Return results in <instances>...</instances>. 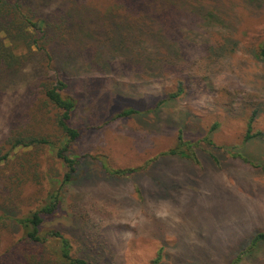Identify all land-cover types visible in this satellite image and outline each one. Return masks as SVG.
<instances>
[{
    "label": "rangeland",
    "instance_id": "374dc122",
    "mask_svg": "<svg viewBox=\"0 0 264 264\" xmlns=\"http://www.w3.org/2000/svg\"><path fill=\"white\" fill-rule=\"evenodd\" d=\"M238 14L236 50L218 51L210 57L195 45L178 71L165 69L132 79L114 77L106 86L113 90L114 98L108 101L98 91L101 107L91 103L81 108L74 124L102 126L83 130L81 140L70 146L72 156L90 155L88 174L61 190L60 208L47 217L43 232L61 231L70 239L74 256L82 254L85 233L100 237L106 257L115 264H150L160 249V264H264V244L233 261V252L244 246L246 238L259 226L264 228V171L262 165L256 166L264 164V141L243 142L252 104L261 103L264 109V61L256 60L252 53L264 38V12L239 9ZM221 32L210 29L201 38L215 42ZM30 69L32 66L25 68ZM83 73L85 78H93L90 70ZM179 82L185 91L162 102L158 109L157 103L176 92ZM86 83L94 87V82ZM23 94L21 89L8 91L0 102V144ZM129 106L141 108L143 113L106 125L110 112ZM215 122L219 126L211 131ZM27 124L50 134L59 146L63 141L48 114L36 115ZM179 128L186 140L197 145L200 163L192 166L189 160L175 158L159 164L156 175L165 181V187L157 186L154 172L137 179L102 172L100 162L110 168L136 167L176 147ZM257 128L264 130V114ZM209 153L217 156L218 164ZM65 172L49 146L15 149L0 166L1 191L3 186L10 190L0 195V216L4 211L22 215L37 209L59 188ZM14 234L11 223L0 222L4 245ZM55 247L50 238L43 264H51Z\"/></svg>",
    "mask_w": 264,
    "mask_h": 264
},
{
    "label": "trees",
    "instance_id": "16d2710c",
    "mask_svg": "<svg viewBox=\"0 0 264 264\" xmlns=\"http://www.w3.org/2000/svg\"><path fill=\"white\" fill-rule=\"evenodd\" d=\"M239 9H261L262 13L264 1L0 0V102L8 91H24L20 107L11 114L9 131L1 140L0 166L9 161L15 149L49 146L66 167L59 188L37 209L22 215L4 211L0 216V222L7 220L16 228V235L8 244L0 241V264H43L41 258L50 238L57 245L54 258L49 261L51 264H115L106 257V247L100 237L85 233L81 242L82 254L74 256L70 239L61 231L43 232L42 229L47 217L60 208L61 190L81 182L88 174L90 155L72 156L71 144L81 140L83 130L102 127L93 122L74 124V119L87 104L101 107L95 94L98 91L103 92L108 101L114 98L113 90L106 88L114 77L132 79L165 69L178 71V65L185 64L189 50L195 45L210 57L218 51L236 50L239 44L236 25L241 18ZM210 29L222 31L220 39L215 42L202 39L201 36ZM252 53L256 60L264 61V38ZM26 66H32V69L25 70ZM85 70L94 73L93 78H85ZM87 81L94 82V87ZM184 91L183 82H179L177 91L160 100L157 108ZM252 108L243 142L264 141V130L256 129L264 109L261 103H253ZM141 113L142 109L134 106L117 112L113 110L105 123L108 125L114 120ZM39 114H48L53 120L62 136L60 146L49 137L50 134L28 126L27 122ZM218 126L215 122L211 131ZM176 140V147L161 151L143 165L110 168L100 162L99 166L103 173L115 178L137 179L146 172H154L157 186L165 187V181L156 175L159 164L175 158L189 160L192 166L200 163L197 145L185 139L183 128L178 129ZM207 140L214 145L212 140ZM209 154L218 164L217 156ZM237 155L250 162L242 153ZM256 166H261L264 171V164ZM3 188L1 191L0 187V195L5 196L10 190L7 186ZM262 244L264 228L259 226L246 238L244 246L233 252V261H239L244 253H251ZM161 261L160 249L150 264Z\"/></svg>",
    "mask_w": 264,
    "mask_h": 264
}]
</instances>
